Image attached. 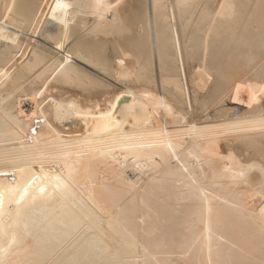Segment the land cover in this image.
Returning a JSON list of instances; mask_svg holds the SVG:
<instances>
[{
	"label": "bare ground",
	"instance_id": "bare-ground-1",
	"mask_svg": "<svg viewBox=\"0 0 264 264\" xmlns=\"http://www.w3.org/2000/svg\"><path fill=\"white\" fill-rule=\"evenodd\" d=\"M59 2L0 0V264H264V0Z\"/></svg>",
	"mask_w": 264,
	"mask_h": 264
},
{
	"label": "snow or ice",
	"instance_id": "snow-or-ice-1",
	"mask_svg": "<svg viewBox=\"0 0 264 264\" xmlns=\"http://www.w3.org/2000/svg\"><path fill=\"white\" fill-rule=\"evenodd\" d=\"M56 7H57V8H68L69 5H67V4H63V3H60L59 0H57ZM7 11L10 12L11 9H7ZM53 11H54V10H53ZM53 18H55V17H53ZM57 46L59 47L60 45L58 44ZM60 67H63V65H61ZM169 147H171V145H169ZM43 191H44V189L42 188V189H41V192H43ZM2 203H3V200H2V194H0V206H2Z\"/></svg>",
	"mask_w": 264,
	"mask_h": 264
},
{
	"label": "rangeland",
	"instance_id": "rangeland-1",
	"mask_svg": "<svg viewBox=\"0 0 264 264\" xmlns=\"http://www.w3.org/2000/svg\"><path fill=\"white\" fill-rule=\"evenodd\" d=\"M256 262H252L251 264H255Z\"/></svg>",
	"mask_w": 264,
	"mask_h": 264
}]
</instances>
